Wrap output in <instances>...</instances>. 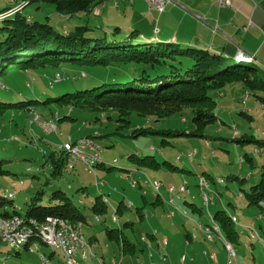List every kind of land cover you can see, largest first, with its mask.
<instances>
[{
    "label": "rangeland",
    "instance_id": "rangeland-1",
    "mask_svg": "<svg viewBox=\"0 0 264 264\" xmlns=\"http://www.w3.org/2000/svg\"><path fill=\"white\" fill-rule=\"evenodd\" d=\"M7 5H12L11 0H0V9ZM99 11L98 16L89 18L90 25L109 31L119 26L121 33H128L133 28L144 34L157 33L156 27L133 24L130 11L122 1L119 9L106 2ZM24 13L35 20L47 21L64 32L76 21L55 12L52 7L36 9V4L26 6ZM65 22L67 24L62 25ZM166 36L161 34L163 38L159 41H166ZM177 39L171 40L176 47L199 48L187 36ZM182 39H189V44L180 42L184 41ZM229 61L233 63V59ZM241 64L250 66L252 62L243 61ZM253 64L264 74L261 64ZM181 66H189L186 59L183 58ZM56 72L60 73V79L56 78ZM81 72L83 75L80 76ZM113 72L112 66L69 64L36 70L10 69L0 76V100L17 102L27 98L55 97L105 80ZM50 83L53 87L48 86ZM213 93L216 100L214 112L219 120L207 124L201 136L181 133L193 129L188 109L180 113L187 118L185 122L178 114L156 120L152 116L132 113L128 117L129 124L123 127H118V123L124 122L115 120L116 111L98 113L52 104L44 111L42 108L30 112L7 110L0 114V160L4 161L3 169L8 171V174L0 175V194L4 189L15 190L13 204L21 213L25 212L30 199L39 190L42 191L39 203L44 205L55 203L50 196L58 189L70 197L89 224L83 226L85 239L94 236L97 240H94L92 248L87 249V256L82 257L80 249L76 251L77 264H100L98 259L101 257L103 264H170L180 256L171 258L175 251L184 248L187 235L194 236L193 244L212 248L216 243L214 250L223 255L224 240L220 234L213 232L214 241L208 242L197 225L212 223L210 214L217 210L234 215L231 217L236 219L233 226L237 231V241H231L230 245L237 256V263L264 264V210L257 205H248L243 197L264 173V142H257L264 139V110L256 97L245 91L240 81L228 83L220 92ZM258 94L263 96L260 92ZM254 105L256 109L243 113L244 109ZM34 113L39 115V120H35ZM63 115L72 119H61ZM49 121L55 128L47 131V123H42ZM145 127L150 128L148 134L131 135L135 129ZM90 135H94L89 138L100 147V163L94 166L93 172L77 160L72 162L71 171L65 170L62 175L53 177L49 154L53 152L56 155L68 139L75 142ZM15 136L17 139H12ZM85 151L89 152L88 149ZM130 154L145 160L137 161L136 157H128ZM153 159L159 163L166 160L179 169L164 164L153 167L148 164ZM200 177L206 182L203 187L199 184ZM156 181L161 183L158 190L152 184ZM169 185L174 187L173 192L168 191ZM181 185L185 186L184 192H180ZM100 193L103 199L108 200L107 211L96 221L88 208ZM156 194H159L161 202H154ZM203 194L215 200L206 203ZM119 201L123 206L113 220L111 208L116 207ZM189 202L200 207L201 211ZM137 207L144 215L142 220ZM127 219L132 227L123 226ZM118 224L123 234L134 243V253L121 254L116 242H107L104 226L119 228ZM252 227L262 241L249 234ZM153 235L158 240L166 236L168 245L157 246ZM187 248L190 250L192 246ZM31 249L26 251L20 247L17 249L19 255H15L16 249L0 241V264H41L40 254L48 257L52 252L51 264H68L66 257L54 247L40 244L38 250ZM90 250L95 257H91Z\"/></svg>",
    "mask_w": 264,
    "mask_h": 264
},
{
    "label": "trees",
    "instance_id": "trees-1",
    "mask_svg": "<svg viewBox=\"0 0 264 264\" xmlns=\"http://www.w3.org/2000/svg\"><path fill=\"white\" fill-rule=\"evenodd\" d=\"M109 1L116 0H11V6L0 9V76L10 69L36 70L62 64L114 68V72L108 74L109 77L105 80H96L91 86L78 87L55 97L27 98L17 102L0 100V114L7 110L29 111L35 108H42L44 111L51 104L58 107L73 106L98 113L116 111L115 120L124 122L118 123V127H123L129 124L128 117L132 113L160 120L174 114L180 115L188 109L193 129L181 133L201 136L207 124L219 120L214 112L216 100L213 92H220L233 81H240L245 91L253 95L258 96L254 94L256 91L264 92V76L260 71L254 68L253 63L250 66L241 64L243 61L251 62L252 57L250 60H237L207 49L176 47L170 38L159 41L163 37L144 34L137 28L121 33L119 26L109 31L101 29V26L90 25L89 18L98 16L99 7ZM30 4H36V9L52 7L55 12L75 18L76 21L64 32L47 21L35 20L30 14L24 13V9ZM66 24L67 22L62 25ZM183 58L189 63L184 68L181 66ZM231 59L232 64L229 61ZM48 86L53 87L51 83ZM67 117L72 119L69 115H63L61 119ZM180 117L184 122L187 120L182 115ZM149 129L138 128L131 135L148 134ZM88 137L93 138L94 135ZM257 142L263 143V140L258 139ZM128 157L136 156L130 154ZM49 158L51 175H62L67 165L66 152L61 150L56 155L52 152ZM3 163L0 160V175L8 174L3 169ZM99 163L100 160L96 165ZM148 164L156 168L164 164L172 169H179L166 160L159 163L153 159ZM41 196L42 191H37L27 204L25 212L21 213L16 210L13 198L0 194V217L19 216L32 230L23 246L26 251L30 250L33 242L44 244L36 227L47 218L80 223L81 227L88 224L84 213L63 191L58 189L51 193L50 200L55 202L52 204H40ZM243 197L248 205H257L264 210V173ZM159 199V194H156L154 202ZM107 203L102 195L95 196L88 210L94 217H98L106 213ZM188 204L201 211L194 203ZM122 206V201L116 207L112 206V216L116 217ZM137 212L142 218L140 207H137ZM231 216L233 215H227L223 210H217L210 217L212 223L218 225L221 238L229 244L237 241V231ZM123 223L132 224L130 221ZM212 223L199 227L204 232ZM104 229L106 238L116 242L121 254L132 252L134 243L124 236L121 228L104 226ZM15 255H19L18 250H15ZM53 255L52 252L48 257L52 258Z\"/></svg>",
    "mask_w": 264,
    "mask_h": 264
},
{
    "label": "crops",
    "instance_id": "crops-1",
    "mask_svg": "<svg viewBox=\"0 0 264 264\" xmlns=\"http://www.w3.org/2000/svg\"><path fill=\"white\" fill-rule=\"evenodd\" d=\"M121 1L123 2V6L127 7L130 11V16H132L131 22L133 24L136 26L148 25L152 26V28L156 27L157 33L153 35L154 37L167 34L165 38L178 41L179 39H177V37L187 36L189 39L193 40L191 42H195L193 43L195 46L207 49L210 52L222 53L229 58H234V54L238 51H242L252 57V63L257 62L264 68V0H168L161 12L153 11L146 0H116L109 2L112 4L113 8L119 9ZM189 39H182L184 41L180 42L189 44ZM262 75L264 76V74ZM259 92L262 93L263 96L258 94ZM254 94L258 96L251 93V95L256 97L261 108L264 110V92L256 91ZM252 109H256V106L254 105L252 108L244 109L245 111L243 113L251 112L250 110ZM30 111L31 110H29V112ZM34 114L36 117H34L35 120H39V115L36 113ZM42 124L47 125V131L55 128V125L50 121L43 122ZM42 124L40 123V125L44 127ZM261 140L264 142V139ZM5 190L8 189H4L3 192ZM100 195L103 194L100 193ZM214 200V197L209 198V201ZM158 201L161 202V198ZM106 202H108V200H106ZM211 215L212 213L210 217ZM97 218L99 220V217ZM142 218H144V215ZM142 218L140 219L142 220ZM125 221L129 223V219ZM130 225L132 227V224H123L124 227ZM197 225L203 228L206 224L197 223ZM118 227L120 228V224H118ZM81 228L83 232V225ZM202 228L200 229L202 230ZM152 239L157 240V246L166 247L168 245L166 236L158 240L156 235H153ZM193 239L194 236L187 235L185 239L187 242L184 248H179L178 251H175V253L171 255V258L179 254L180 258L183 257L184 264H209L212 258L215 260L214 264H227L228 253L224 244H222L224 247V254L220 255V253L215 251L216 243L213 244L211 248L209 246H203L200 243L195 244L194 242L193 244ZM85 240L90 248H92L94 240L96 239L94 236H89ZM107 240V242L114 241L110 239ZM213 241L214 240H208V242ZM107 242H104L105 245H107ZM189 246H192L190 250L187 248ZM134 252L135 245L131 253ZM179 257L176 261L171 260L170 264H181ZM98 261L101 262V264L104 262L102 257L99 258ZM233 264H238L237 256Z\"/></svg>",
    "mask_w": 264,
    "mask_h": 264
},
{
    "label": "bare ground",
    "instance_id": "bare-ground-1",
    "mask_svg": "<svg viewBox=\"0 0 264 264\" xmlns=\"http://www.w3.org/2000/svg\"><path fill=\"white\" fill-rule=\"evenodd\" d=\"M251 57H248L246 60H250ZM238 60V59H237ZM263 134V132H262ZM264 135V134H263ZM15 139H17V137H14ZM61 149H62V145H61ZM85 149H88L89 152H86ZM62 150H64L66 152L67 155V165L69 166V171H71L73 169V161H81L82 159H78L77 157L74 156V152L72 149L70 148H63ZM77 154H82L84 156H87V159H85V167L86 168H94V166L99 162L100 157H96L95 153H92V149L88 148L87 145H79L77 146ZM83 163V162H82ZM201 177L199 178V184L201 187H203L205 184L200 183ZM204 182L205 179L203 178ZM157 184H155L154 182L152 183L153 186L155 187V189H157L160 185V182L156 181ZM22 184V182H21ZM168 190L170 192L174 191V187L172 185L168 186ZM180 191L183 192L185 191V188H181L180 186ZM4 192H9V190H5ZM5 196L13 198L15 191H13V193H3ZM203 199H208L206 194H203ZM113 220H116L115 216H112ZM232 221L235 222V217H231ZM0 220L2 221V223H7V230H14L15 229V223L18 226L21 227H26V229H28L29 231H24V233L22 234V241L23 242H27L28 239L31 236L32 230L22 221V219L19 216H13L10 218H2L0 217ZM39 237L41 238V240L43 241L44 245H49L51 247H54L58 250H60V252L66 257V260L68 262V264H77V261L75 259L76 256V251L78 249L81 250V255L82 257L87 256V249H82L81 247H73L71 250H67L65 249L62 245L56 244V241L54 239H50L49 235L47 234L46 230L42 227V226H37L36 227ZM72 229L74 231V236H82L83 239V232H82V228H81V224L80 223H74L72 224ZM206 230V232H205ZM204 232H205V237L206 239H208V234H210V237L213 238L212 233L213 232H218L220 234V230H218V226L215 223H212L211 226L205 228ZM64 231V222H56V232H63ZM249 234L252 237H256L258 240L262 241V238L260 237V235L258 234V232L252 227L249 229ZM0 235H3V228H0ZM74 236H67V243H74ZM33 243H37L40 246V243L33 242ZM224 247L226 249V244L225 242H223ZM14 249H19L20 247H12ZM38 250V249H35ZM228 253V258H227V264H233V263H229V259H230V251H227ZM232 253L234 255V258L236 257V254L232 248ZM93 254L90 250V255ZM95 256V255H94ZM40 260H41V264H42V260H48L49 264H51L50 262V258L49 257H45L43 254H40ZM99 260V259H98ZM214 259L212 258L211 263L214 264ZM101 264V262H100Z\"/></svg>",
    "mask_w": 264,
    "mask_h": 264
},
{
    "label": "built area",
    "instance_id": "built-area-1",
    "mask_svg": "<svg viewBox=\"0 0 264 264\" xmlns=\"http://www.w3.org/2000/svg\"><path fill=\"white\" fill-rule=\"evenodd\" d=\"M146 1L151 8L157 10L158 12H161L164 8L165 3L168 0H146ZM81 75H83V73ZM56 78L60 79V76L58 73H56ZM262 132L264 134V131ZM12 139H15V138H12ZM79 145H87L88 148L92 149V153H95L96 157H100V147L98 146V144H96L93 141L92 138H89V137L80 138L79 140L75 142H72L68 139L67 142H64L62 144V149L63 148L72 149L74 152V156L77 157L78 159H82V162L85 165V159H87V156H84L82 154H77V146ZM86 169L91 172H93L94 170V168H86ZM66 170L69 171L68 165H66ZM154 183L157 184L156 182ZM200 183L206 184V182H204L203 180V177H201ZM181 188H185V186L181 185ZM3 193L12 194L13 191L9 190V192H3ZM204 201L207 203L209 199H204ZM96 220H98L97 217H96ZM56 222H64L63 232H56ZM38 226H42L46 230L50 239H54L56 241V244L62 245L67 250H71L73 247H81L82 249H88V248L90 249L89 244L86 242L85 239L82 238V236H74V231L72 229V223H69L61 219L47 218V220L44 223ZM0 228H3V235H0V241L5 242L6 244H8L9 247H23L24 244L26 243L22 241V234L24 233V231H29L28 229H26V227L18 226L15 223L14 230H7V223H2V221L0 220ZM218 230H219V227H218ZM67 236H74V243H67ZM212 239L213 238L210 237V234H208L207 240H212ZM224 242L226 244V250L230 251L229 263H233L235 258L232 253V247L228 242L226 241ZM164 243H165V240H164ZM31 246L33 247L32 249H31ZM30 249L31 251L35 249H39V245L37 243H32L30 245ZM91 257H95L94 254H91ZM180 263L183 264V257L180 258ZM42 264H49V262L48 260H42ZM209 264H212V263L210 262Z\"/></svg>",
    "mask_w": 264,
    "mask_h": 264
},
{
    "label": "water",
    "instance_id": "water-1",
    "mask_svg": "<svg viewBox=\"0 0 264 264\" xmlns=\"http://www.w3.org/2000/svg\"><path fill=\"white\" fill-rule=\"evenodd\" d=\"M233 57L238 60H246L248 57H251V56L242 51H238L236 54H234Z\"/></svg>",
    "mask_w": 264,
    "mask_h": 264
}]
</instances>
